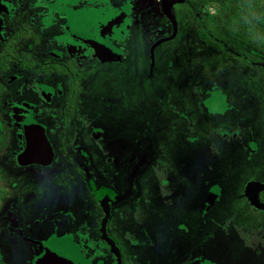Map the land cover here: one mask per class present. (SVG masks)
<instances>
[{
	"label": "rangeland",
	"instance_id": "1",
	"mask_svg": "<svg viewBox=\"0 0 264 264\" xmlns=\"http://www.w3.org/2000/svg\"><path fill=\"white\" fill-rule=\"evenodd\" d=\"M214 1L218 7L188 0L174 8L181 22V34L166 47L155 51L152 59L143 55L142 47L136 48L134 54L141 59L140 69L144 68L140 74L135 73L136 77L129 69L130 80H126L130 81L129 85L121 83L117 73L105 76L104 82L109 80L110 89L104 85L103 90H111L116 101L113 119L102 128L103 132L93 126L94 115L88 114L78 123L77 130L82 132L78 136L51 138L58 151L64 146L75 150L87 141L91 155H97L99 150L102 152V158L97 162H104L103 156L116 158L118 164L115 167L120 175L116 191L120 198L131 199L116 215L112 231L120 238L123 251L132 253L128 250L130 245L144 242L141 223L145 222L149 226L145 241L155 240L163 247L161 263H172L185 257L208 231L201 217L203 207H207L203 199L204 178L205 183L210 184L208 188L221 190L223 201L221 207L211 210V228L227 230L234 227L249 236L264 230V211L249 207L243 196L246 183L264 180V0ZM122 6L118 29L123 31L125 17L134 20L141 17L149 32L145 40L146 52L151 34H154L151 27L157 24L156 21L161 24V34L169 33L160 0H125ZM5 7L11 9L8 5ZM231 15L237 18V24L231 22ZM245 22L247 25L243 24ZM13 32L10 22H5L0 29V49L9 43ZM44 45L45 49L56 46L51 41H45ZM152 60L155 66L150 70L148 65ZM6 75L8 73L0 75V89H4L0 90L2 130L3 127L11 129L14 112L10 87L6 88L4 84ZM213 88L217 90L211 98L220 99L217 93L225 98L229 110L223 114H209L204 109L202 101ZM170 104L174 105V110ZM92 129L99 130L96 138L107 136L106 145L88 137L87 132ZM57 155L62 157L61 161H74L71 158L73 152ZM9 157L10 154L3 155L0 161ZM25 177L42 201L56 197L54 189L47 186V177H37L33 173ZM106 183L98 181L99 190L112 193V187ZM70 193L65 195L66 200L61 197L58 202L65 205L71 200L73 204H79L85 195L81 189ZM100 219L99 216L89 218L92 225L95 222L99 225ZM60 230L64 233L62 228ZM54 233L57 232L46 230L40 235L48 242ZM213 233L216 240H211L208 256L195 264H228L229 242L235 238L242 241V237L239 239L233 232L232 237L230 231L216 229ZM82 235L78 240L83 242L80 255H86L92 264L105 262L108 257L106 246L88 231ZM7 242V239H0V264L5 261L1 259L2 252H6L8 264H28L34 259L33 245L13 238L5 251L1 247L7 246ZM250 243L253 245L256 240L250 239ZM173 248L176 252L171 254ZM86 259L83 257V263ZM130 263L135 264V261Z\"/></svg>",
	"mask_w": 264,
	"mask_h": 264
},
{
	"label": "flooded vegetation",
	"instance_id": "2",
	"mask_svg": "<svg viewBox=\"0 0 264 264\" xmlns=\"http://www.w3.org/2000/svg\"><path fill=\"white\" fill-rule=\"evenodd\" d=\"M187 1L183 0L182 3H175L170 7L175 20L174 28L165 14L163 0H160L169 33L161 34V24L156 21L157 24L151 27L154 34H151L152 39L146 52L145 40L149 32L142 24L141 17L135 20L125 17L123 31L118 29L122 19L119 10L125 0H0V29L5 22H10L14 29L9 43H5L0 49V75L8 73L4 84L6 88L10 87L14 108L10 120L11 129L3 127L2 130L0 126V137L7 135L4 137L5 147L0 152V158L10 154L8 160L0 161V239L8 241L7 246L3 244L1 247L5 251L11 239L19 238L34 246V259L29 260L28 264H37V260L45 254L47 246L65 241L77 252L81 264H92V261L86 259V255L79 253L83 242L78 240L83 236L82 232L88 231L107 248L108 257L100 264H119V261L121 264H131L132 261L135 264H195L208 256L211 240H216L214 230L222 229L230 231L232 237L233 232L239 239L242 237V241L248 240L242 242L235 238L232 243L229 242L228 264L230 261L231 264H264V230L249 236L234 227L227 230L224 227L211 228V210L221 207L223 201L221 190L208 188L210 184L205 183V178L203 199L207 207H203L201 217L202 224L208 231L185 257L172 263H161L163 247L158 241H145V236H149V226L145 222L141 223L144 242L130 245L128 250L132 253L124 252L120 238L112 231L116 215L131 199L127 196L120 198L116 191V182L120 178L115 167L118 161L114 156H103L104 162H97L102 158V152L96 146L95 151L99 150L97 155H91L87 141H83L81 147L78 146L75 150L74 147L71 149L64 146L59 147L58 151L51 140L54 136H78L82 133L77 130L78 123L88 114L94 115L93 126L103 132L102 128L113 119L112 110L116 101L111 90H103L104 85L110 89L109 80L104 82L105 76L117 73L121 83L129 85V69L133 70L135 76V73L140 74L144 68L140 69L141 59L136 58L135 49L142 47L143 55L152 59L158 50L177 38L182 31L179 29L181 22L174 8ZM7 5L11 9L5 7ZM45 41L55 43V48L45 49ZM161 52L162 50L160 54ZM132 63L137 65L132 66ZM148 66L153 70L155 61L152 60ZM101 74L104 76L100 77ZM127 79L129 80L126 81ZM216 90L213 88L202 101L209 114H223L229 110L226 108L225 98H211ZM173 106L170 104L174 110ZM57 129L62 131L61 135H58L60 133ZM97 132L98 129L90 132L88 130V137L106 145L107 136L96 138ZM31 143H35L41 152H50L51 160L48 163L22 160L21 156ZM69 150L74 153L71 157L74 161H61L62 157L57 153H70ZM28 173L47 177V186L54 189L56 197L42 201L36 189L27 184L25 176ZM98 181L107 182L114 193L99 190ZM257 181L264 182L263 179ZM80 189L85 194L81 203L73 204V201L67 200L64 205L58 202L61 197L66 200L65 195ZM80 195L81 193L78 194L79 197ZM263 196L264 192H261L259 198L264 202ZM247 204L254 209L248 200ZM97 216L101 217L99 225L97 222L92 225L89 218ZM46 230L57 232L48 242L40 235ZM56 236L62 237L58 239ZM106 236L114 247L106 241ZM250 239L256 240V243L252 245ZM173 251L176 252V248L171 249L170 253L173 254ZM5 253H1V259L5 260L4 264H8ZM252 255L253 258L250 257ZM83 257L86 263H83Z\"/></svg>",
	"mask_w": 264,
	"mask_h": 264
},
{
	"label": "water",
	"instance_id": "3",
	"mask_svg": "<svg viewBox=\"0 0 264 264\" xmlns=\"http://www.w3.org/2000/svg\"><path fill=\"white\" fill-rule=\"evenodd\" d=\"M182 1L183 0H163L165 14L169 18V20L172 22V24L174 25V28H175V20H174L173 15L170 12V7L175 3H182ZM217 95L220 98L221 97L224 98L223 95H220L218 93ZM44 143H45V146L48 148L47 142L45 141ZM47 153L41 152L40 150H38L35 143H31L27 146L24 154L21 156V159L22 160L27 159V161H31V162L48 163L51 160V155H50V152L48 154ZM261 192H264V182L262 181H250L246 183L244 187V197L248 200L251 206L258 211H264V202L261 201L259 198V194ZM105 210H106V217H107L108 212L106 208ZM105 239L108 243L112 245V247H114L113 243L110 241V239L107 238V236L105 237ZM54 244H57V243H54ZM65 245H66L65 247L66 249H64L63 252H67L69 254L68 255L69 257H67V259L61 258L59 256L60 254H57V255L53 254L52 257L48 258L47 249H46L45 254L37 260V264H39L40 262H43L44 264H81L80 257L77 255V252L74 249L70 248L67 245V242H65ZM115 252L117 253L116 250ZM119 264H121L120 261H119Z\"/></svg>",
	"mask_w": 264,
	"mask_h": 264
},
{
	"label": "bare ground",
	"instance_id": "4",
	"mask_svg": "<svg viewBox=\"0 0 264 264\" xmlns=\"http://www.w3.org/2000/svg\"><path fill=\"white\" fill-rule=\"evenodd\" d=\"M224 104V103H223ZM66 245L65 242H61V243H57V244H51L49 245L46 249H47V254H48V258L52 257L53 254H60L59 256L63 259H67V257H69L67 252H63ZM43 263V262H42Z\"/></svg>",
	"mask_w": 264,
	"mask_h": 264
},
{
	"label": "trees",
	"instance_id": "5",
	"mask_svg": "<svg viewBox=\"0 0 264 264\" xmlns=\"http://www.w3.org/2000/svg\"><path fill=\"white\" fill-rule=\"evenodd\" d=\"M199 3H201V4H208V3H210L211 5H213L214 7H218L219 5L218 4H216L215 3V1L214 0H197ZM235 14L237 15V13L235 12ZM231 18V19H230ZM230 20H231V22H234V23H236L237 24V18H234V15L232 16H230ZM260 23V22H259ZM263 23V22H262ZM261 23V24H262ZM243 24H245V25H247V23L245 22V23H243ZM208 42H209V40H208ZM215 46H218L216 43H215ZM7 135L6 134H3L1 137H0V152L2 151V149L5 147V139H4V137H6Z\"/></svg>",
	"mask_w": 264,
	"mask_h": 264
}]
</instances>
